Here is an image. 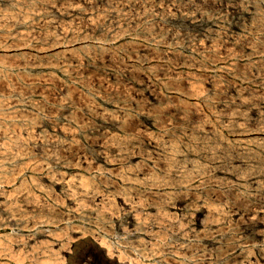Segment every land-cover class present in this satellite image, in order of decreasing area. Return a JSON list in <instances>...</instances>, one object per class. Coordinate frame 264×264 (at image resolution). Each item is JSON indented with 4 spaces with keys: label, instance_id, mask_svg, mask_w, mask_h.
<instances>
[{
    "label": "rangeland",
    "instance_id": "1",
    "mask_svg": "<svg viewBox=\"0 0 264 264\" xmlns=\"http://www.w3.org/2000/svg\"><path fill=\"white\" fill-rule=\"evenodd\" d=\"M186 1L0 0V264H264V0Z\"/></svg>",
    "mask_w": 264,
    "mask_h": 264
},
{
    "label": "bare ground",
    "instance_id": "2",
    "mask_svg": "<svg viewBox=\"0 0 264 264\" xmlns=\"http://www.w3.org/2000/svg\"><path fill=\"white\" fill-rule=\"evenodd\" d=\"M189 1V0H188ZM186 1V2H188ZM193 1V0H192ZM197 1V0H196ZM191 2V1H190ZM189 3V2H188ZM246 5V4H245ZM190 6V5H189ZM153 7V6H152ZM232 7V6H231ZM156 8V7H155ZM174 8V7H173ZM235 8V7H234ZM139 9V8H138ZM176 9V8H174ZM158 10V9H157ZM160 10V9H159ZM231 11V10H230ZM60 89V88H59ZM60 96V95H59ZM53 97V96H52ZM55 98V97H54ZM92 108V107H91ZM62 109V108H61ZM88 109V108H87ZM59 143V142H58ZM67 143V142H66ZM56 144V143H55ZM203 204V203H202ZM196 209V208H195ZM129 211V210H128ZM198 215V214H197ZM195 221V220H194ZM96 238V237H95ZM76 240V239H75ZM102 244V243H101ZM111 255V254H110ZM85 258L87 259V261L89 262L88 264H98L100 263V260L97 258V256L95 254H93L92 252H87L85 254ZM169 263V262H168Z\"/></svg>",
    "mask_w": 264,
    "mask_h": 264
}]
</instances>
